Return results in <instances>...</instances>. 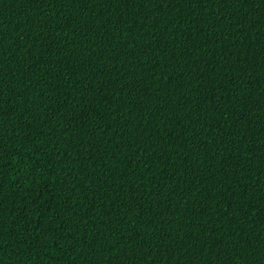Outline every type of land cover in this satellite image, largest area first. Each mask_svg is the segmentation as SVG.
<instances>
[{
  "label": "trees",
  "instance_id": "trees-1",
  "mask_svg": "<svg viewBox=\"0 0 264 264\" xmlns=\"http://www.w3.org/2000/svg\"><path fill=\"white\" fill-rule=\"evenodd\" d=\"M0 264H264V0H0Z\"/></svg>",
  "mask_w": 264,
  "mask_h": 264
}]
</instances>
